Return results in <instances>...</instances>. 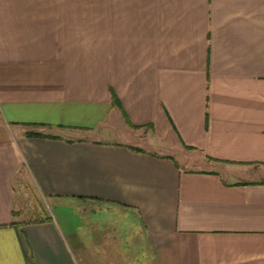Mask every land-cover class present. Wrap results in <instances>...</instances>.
<instances>
[{"label": "crops", "instance_id": "0c3cea01", "mask_svg": "<svg viewBox=\"0 0 264 264\" xmlns=\"http://www.w3.org/2000/svg\"><path fill=\"white\" fill-rule=\"evenodd\" d=\"M21 180L136 215L148 264H264V0H0V264H79Z\"/></svg>", "mask_w": 264, "mask_h": 264}, {"label": "rangeland", "instance_id": "374dc122", "mask_svg": "<svg viewBox=\"0 0 264 264\" xmlns=\"http://www.w3.org/2000/svg\"><path fill=\"white\" fill-rule=\"evenodd\" d=\"M21 183L16 188L18 220L34 222L52 217L66 232L79 264H109L114 255L118 264H148L136 215L107 205L44 200L30 184ZM80 244L82 255L77 253Z\"/></svg>", "mask_w": 264, "mask_h": 264}, {"label": "trees", "instance_id": "16d2710c", "mask_svg": "<svg viewBox=\"0 0 264 264\" xmlns=\"http://www.w3.org/2000/svg\"><path fill=\"white\" fill-rule=\"evenodd\" d=\"M113 101H114V103L116 102V99L113 97ZM26 136L27 137H44L43 135H41V134H39V133H26ZM187 148V147H186ZM137 150V149H136ZM50 220V218L49 217H47V218H45L44 220Z\"/></svg>", "mask_w": 264, "mask_h": 264}]
</instances>
